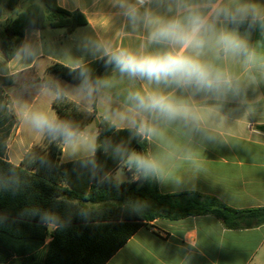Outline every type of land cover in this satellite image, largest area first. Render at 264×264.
<instances>
[{
    "label": "crops",
    "instance_id": "crops-1",
    "mask_svg": "<svg viewBox=\"0 0 264 264\" xmlns=\"http://www.w3.org/2000/svg\"><path fill=\"white\" fill-rule=\"evenodd\" d=\"M241 2L264 10V0ZM21 3L15 10L3 11L0 29L34 2L27 1L23 7ZM57 3L66 11L83 14L87 25L72 31L50 25L29 27L19 52L12 59L0 48V76L17 78L16 85L0 88V97L11 103L17 120L2 151L5 160L19 166L32 149L41 148L38 154L47 150V133L25 134L23 120H19L28 100L39 101L36 110L56 117L55 103L70 104L71 109L83 115L81 131L94 137L96 144L104 122L116 129L135 128L128 120L119 121L115 116L129 112L126 100L129 90L159 87L187 101L201 118L198 126L155 122L161 136L146 141L148 154L160 164L161 171L156 178L161 193L193 191L215 196L233 209L264 208V73L257 72L255 82L242 79L237 92L215 95L149 85L147 81L121 76L111 67L99 79L109 81L110 85L100 87L93 99L85 100L78 93V87L46 73L47 68L53 63L77 68L104 57L94 51V44H104L113 50L137 51L146 43L148 33L143 26L133 28L116 0H57ZM149 7L164 11L158 0H152ZM238 31L264 53V34L258 27L238 28ZM158 48L151 45L148 50ZM223 63L233 73L244 76L242 63L231 59ZM106 116L111 119H105ZM112 119H116L115 124ZM26 126L28 131L32 128L30 124ZM14 145L20 154L12 155ZM92 155L82 146L64 142L60 163ZM135 180L137 177L132 176V181ZM106 264H264V224L233 230L212 215L177 221L156 219L141 227Z\"/></svg>",
    "mask_w": 264,
    "mask_h": 264
},
{
    "label": "trees",
    "instance_id": "trees-1",
    "mask_svg": "<svg viewBox=\"0 0 264 264\" xmlns=\"http://www.w3.org/2000/svg\"><path fill=\"white\" fill-rule=\"evenodd\" d=\"M21 1L0 0V17ZM45 25L72 31L87 25V19L64 10L57 0H37L0 29V48L12 59L25 30ZM106 60L104 56L79 68L53 63L46 73L79 87L81 70L86 69L95 82L114 67ZM16 79L0 76V88L16 85ZM5 102L13 122L0 123V264H106L141 227L156 219L212 215L233 230L264 224V208L233 209L215 196L193 191L161 193L156 174L145 175L126 163L127 153L148 154L147 141L135 128L116 129L104 122L94 155L62 164L64 140L46 134L45 153L34 148L21 165H14L2 157L4 139L17 124L11 103ZM54 109L61 121L82 130L83 115L70 104L55 103ZM117 146L127 152L117 155ZM120 167L128 181L114 178ZM135 172L138 179L132 181Z\"/></svg>",
    "mask_w": 264,
    "mask_h": 264
},
{
    "label": "clouds",
    "instance_id": "clouds-1",
    "mask_svg": "<svg viewBox=\"0 0 264 264\" xmlns=\"http://www.w3.org/2000/svg\"><path fill=\"white\" fill-rule=\"evenodd\" d=\"M158 3L163 6V12L149 7L152 0H116L133 28L143 26L148 33L146 43L137 51L113 50L104 44H94V51L106 56V65L114 66L121 76L147 81L149 85L226 95L237 92L242 79L255 82L256 73H264V53L238 31L240 26L247 24L249 29L258 27L264 34V10L241 0H158ZM151 45L159 48L149 51ZM229 59L242 63L245 68L243 77L223 63ZM80 75L82 80L77 91L85 100L93 99L100 87L110 85L106 80L93 82L86 69L81 70ZM126 100L130 105L129 112L116 113V119L128 120L136 133L147 140L161 136L157 121L193 126L200 123L197 109L159 87L131 89ZM22 116L40 133L60 137L66 144L82 146L89 153L96 151L94 137L55 115L25 106ZM116 119H112L113 124ZM126 152L121 146L115 149L117 155ZM126 163L145 175L161 171L157 158L149 154L127 153Z\"/></svg>",
    "mask_w": 264,
    "mask_h": 264
},
{
    "label": "rangeland",
    "instance_id": "rangeland-1",
    "mask_svg": "<svg viewBox=\"0 0 264 264\" xmlns=\"http://www.w3.org/2000/svg\"><path fill=\"white\" fill-rule=\"evenodd\" d=\"M27 1L37 2V0H27ZM27 1L26 0H23L22 3H21V7H23ZM73 88H76V87H73ZM5 101H6L5 98L2 99L0 97V123L2 125H5L6 124L8 126V123L13 122V117H12V115H11V113H10V111H9V109H8L7 104H6ZM25 106H28L29 108H31L33 110H36L38 108V106H39V101L36 100L35 102H32L31 100H28ZM19 120L20 121L23 120V124H24L23 125L24 126L23 128H24V132H26L25 134H27V132H31V133H34L35 132L36 133L37 130H35L33 127L28 131L29 126H26V125H28L29 123L25 121V119L23 118L22 114H21V116H19ZM8 137H6L4 139V141H5L4 143L5 144L7 143ZM4 148H6L5 145H4ZM39 150H41V148H39L38 151L36 149L37 153H39ZM12 151H13L12 152V155L13 154H16V153H19L20 154V150H19V148L16 145L13 146V150ZM115 172L116 173L114 175L115 176L114 178L116 180H118L119 182H125V181H128L129 180L128 179V174L125 171V168L120 167ZM138 175H139L138 172H135L134 173V177H137L138 178Z\"/></svg>",
    "mask_w": 264,
    "mask_h": 264
},
{
    "label": "built area",
    "instance_id": "built-area-1",
    "mask_svg": "<svg viewBox=\"0 0 264 264\" xmlns=\"http://www.w3.org/2000/svg\"><path fill=\"white\" fill-rule=\"evenodd\" d=\"M132 176H134V173L132 174ZM138 179V178H137Z\"/></svg>",
    "mask_w": 264,
    "mask_h": 264
}]
</instances>
